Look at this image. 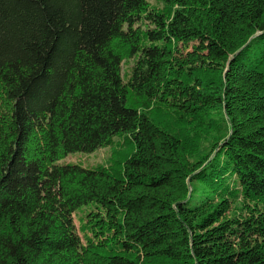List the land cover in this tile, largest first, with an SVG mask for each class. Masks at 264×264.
Instances as JSON below:
<instances>
[{"label":"trees","instance_id":"16d2710c","mask_svg":"<svg viewBox=\"0 0 264 264\" xmlns=\"http://www.w3.org/2000/svg\"><path fill=\"white\" fill-rule=\"evenodd\" d=\"M158 1L0 0V264H264V0ZM115 138L119 167L59 163Z\"/></svg>","mask_w":264,"mask_h":264},{"label":"rangeland","instance_id":"374dc122","mask_svg":"<svg viewBox=\"0 0 264 264\" xmlns=\"http://www.w3.org/2000/svg\"><path fill=\"white\" fill-rule=\"evenodd\" d=\"M147 4L148 9H152L161 14H165L167 9L169 8L158 0H147ZM232 34L239 33L233 32ZM238 39L235 40L234 44L238 41ZM124 55L126 54L124 53ZM131 63L132 61L130 59H128L127 57L124 58L122 63L123 73L128 72ZM164 106H167L168 108L170 105L166 103V105H163L162 108H165ZM153 116L155 120L160 124L169 125L170 123L167 116L164 114H153ZM210 119L212 120V123L204 122L202 124H199V122L196 121L187 124L186 126H184V129H182L183 131L180 138L183 139V146L181 147V149H179V155L176 157V159L177 162L184 165H182L185 169L183 174L184 177H182L183 179L190 175L191 171L193 172L200 166L204 165V163L206 162L205 158L212 155L211 152L215 149V145H219L221 139L229 130V124L228 122H226V117L225 115H223V112H221V110H217L214 112L211 111ZM117 139L118 138H115L114 147L101 148L88 154L81 152L68 154L67 156L60 159L59 163L78 164L82 167H96L99 165L119 167L123 165L125 160L132 154V152L130 149L123 148L120 146V144L118 145ZM186 179L184 180L185 183L187 182ZM214 200L216 201V199ZM245 207V203L241 200L231 202L229 208L230 210L228 211L226 216L230 217L232 215H244L247 212ZM82 216L83 210H77L73 214V222L76 226V229H78L79 234L81 236L83 235L84 240H86L87 237H90V231L87 227H84V229H82L85 222L84 220H82ZM81 225L82 227L80 229Z\"/></svg>","mask_w":264,"mask_h":264}]
</instances>
